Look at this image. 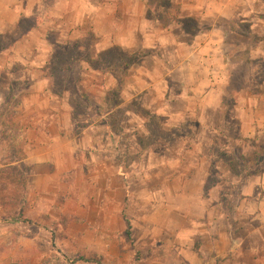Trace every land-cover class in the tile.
<instances>
[{"label": "rangeland", "instance_id": "1", "mask_svg": "<svg viewBox=\"0 0 264 264\" xmlns=\"http://www.w3.org/2000/svg\"><path fill=\"white\" fill-rule=\"evenodd\" d=\"M209 2L207 9L201 1L195 18L201 19L199 28L213 22L214 33L223 32L226 74L218 73L221 105L205 110L215 129L208 138L197 136L205 132L199 122L158 115L155 105H145L152 98L142 103L125 95L127 68L149 51L114 48L91 58L87 34L81 45H58L32 74L26 57L5 68L0 76V264H264V218L256 228L252 219L239 218V209L264 212V188L257 197L253 184L250 196L241 193L245 180L257 182L260 176L264 181V0ZM147 3L151 15L157 10L163 22L177 21L176 5ZM37 22L23 18L0 33V50ZM194 24L192 18L182 21L186 30H198ZM82 62L103 71L111 67L117 85L107 95L87 90ZM30 74L48 76L53 93L70 98L77 129L86 116L105 115L111 135L94 162L47 180L33 177L31 165L20 161L23 146L13 119ZM172 86L177 88L176 81ZM250 98L258 113L245 134L239 113L250 108ZM197 142L208 161L188 151ZM104 143L103 138V148ZM194 173L199 185L185 181ZM196 194L199 199L192 202ZM206 209L213 210L210 217L198 213Z\"/></svg>", "mask_w": 264, "mask_h": 264}, {"label": "crops", "instance_id": "2", "mask_svg": "<svg viewBox=\"0 0 264 264\" xmlns=\"http://www.w3.org/2000/svg\"><path fill=\"white\" fill-rule=\"evenodd\" d=\"M201 1L167 0L168 6L176 5L178 11L177 21L166 23L157 16V10L151 15L147 0H0V33L10 32L23 18L38 20L9 48L0 50V76L4 75L8 65L23 62L24 57L25 66L32 74L33 70L41 68L58 45L76 42L81 45L87 34L92 39L91 58L114 48L130 54L149 51L141 57V63L127 68L125 86L121 88L125 95L129 93V99L138 98L142 103L147 97L152 98L145 105H155L158 115L179 122L187 118L199 122L205 132L197 136L208 138L215 129L212 116L205 110H214L221 105L219 88L222 78L218 73L226 74V64L222 61L220 45L223 32L217 30L214 33L213 22L206 24L208 28L198 27L202 24L201 19L197 21L195 16L202 9ZM204 4L208 9L209 0H204ZM185 18H192L194 26L199 29L186 30L182 25ZM86 63L80 72L83 78H87V81L81 80L88 84L87 90L106 94L117 85L111 67L103 71ZM31 74L27 89L19 91L25 93L17 102V115L13 119L17 142L23 146L20 161L31 165L33 177L47 180L59 178L72 169L78 170L80 164L87 166L94 162L96 154L100 157L107 148L106 138L111 135L107 134V124L103 121L105 115L86 116L84 125L77 129V116L72 113L70 98L54 94L48 76L38 78ZM173 81H176L177 88L172 86ZM249 102L247 107L250 108L239 113V125L245 134L250 132V123L258 113L251 108L255 101L250 98ZM197 108L199 111L195 113ZM190 147L188 151H195L196 159L208 161L207 153L201 154L202 150L198 149V142ZM194 165L198 163L195 161ZM197 177L196 173L190 174L185 181L189 184L195 181L199 185ZM262 180L260 176L257 182L245 180L241 186L242 195L250 196L249 188L253 184L252 196L257 197L264 188ZM196 198L199 199L197 194L192 197V202ZM239 210V218L252 219L250 222L255 228L259 219L264 218L263 211ZM212 211L198 210V213L204 212L203 215L210 217Z\"/></svg>", "mask_w": 264, "mask_h": 264}]
</instances>
